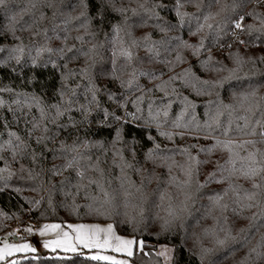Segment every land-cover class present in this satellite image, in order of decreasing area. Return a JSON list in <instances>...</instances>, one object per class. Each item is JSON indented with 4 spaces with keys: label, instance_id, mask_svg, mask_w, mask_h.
<instances>
[{
    "label": "snow or ice",
    "instance_id": "6c2138e0",
    "mask_svg": "<svg viewBox=\"0 0 264 264\" xmlns=\"http://www.w3.org/2000/svg\"><path fill=\"white\" fill-rule=\"evenodd\" d=\"M13 0H0V13H3L7 23L0 30V37H11L13 43L0 44V53L5 54L0 59V68H10L12 73H21L20 78L26 79L27 84L39 85L43 90L49 80L58 78L57 84L53 86V95L58 96V101L47 106L48 109H54V115L50 111H46L42 99L35 92L33 93H16V96H24L23 105L31 108L33 105L40 113V121H34L32 127L28 131V136L32 137L34 131H39L40 135L35 137L37 145H44L46 142H55L61 136V129L66 135L78 133L82 126H90L93 114L102 116L96 120V124L102 128H108L112 139L109 147L115 149L114 155H119L122 162L117 167L121 168V174L125 175L124 169H135V172L141 176L140 186H136L139 193L138 203H131L128 199L131 193L124 187L123 181L120 185V193L124 196L123 207L126 210L124 216L127 223L139 224L145 219L148 212L146 205L148 204V196L143 191L144 182L151 184L153 179L160 181L161 177L157 175L155 169L161 168L167 171L166 183L172 185L177 190L175 201L171 195L167 196L168 204L164 209L165 215L156 214L155 219L159 223L161 233H172L177 230L186 228V221L192 217L194 212H198L197 204L202 200H207L208 204L204 206V216H210L212 212L218 211L223 214L229 209L237 215L245 209L255 208L256 211L248 217L250 227L252 223L259 220L261 226H264V95L259 94V89L264 84H254L249 81L246 85L241 83V78L236 76L238 68L243 65L245 57L239 51L229 54V59L235 65L233 68H225L223 65L214 71L224 72L228 75L221 76L216 79H202L194 70L192 65L182 70L178 75H173L167 81H160L163 71L157 74V69L144 68L145 63L164 65L169 71L170 66H175L178 62H184L181 55L182 49H190L192 54L198 58V67L201 71L208 68L209 61L212 60L211 55L207 60H199L200 50L205 47V40L210 39L212 43H217L224 37H230L235 43L241 46L255 45L257 42L264 43V0H232L229 3H221V0H175L173 10L175 12L176 22L165 19L161 15V11L166 5L163 0H79V13L72 19L79 21V29H83L82 35H77L75 40L80 46L67 43L69 37L65 34L63 39L59 34V26L53 24L51 29H41V21L46 19L45 12L41 7L53 9L52 19L56 17V5L54 0H29V7H25L20 12L12 10ZM191 5L196 9L195 12L189 13L181 11L186 5ZM27 15L28 19H24ZM251 20L252 23H246ZM67 21H65L66 23ZM195 23L193 31L192 24ZM188 25V35L196 36L200 33L199 41L196 44L189 43L179 34L185 25ZM138 29H151L152 31L144 32L141 36H136ZM30 32L32 40L29 44H25L23 37L17 35V32ZM49 32L51 34H49ZM158 33L159 38L154 39V34ZM43 35V43H37L36 37ZM104 36L103 42L93 43V40L99 35ZM246 38H241V36ZM90 38V39H86ZM52 41H60L59 46L53 47ZM107 45V48H105ZM224 45L221 44V47ZM229 48L231 44L227 45ZM109 51L110 57L105 60L101 50ZM144 51V56L139 55L140 51ZM175 53V59H169L172 53ZM81 67H68L69 63L80 62ZM122 61V62H121ZM247 61L255 65L256 60L252 56L247 57ZM259 62L264 64V56L259 58ZM220 64L219 61L216 62ZM27 69V72H25ZM45 71H50L52 75L47 79H42ZM28 73H31L30 75ZM256 73L253 72V75ZM74 84L69 81L74 80ZM127 76V79L124 77ZM264 77V73H261ZM147 78L149 84L152 81H160L148 87L139 84V79ZM85 81L82 85L80 81ZM179 80L181 84L190 89L195 96L203 95L215 96L214 101H209L208 105L215 107H207L205 110L204 125L193 123L195 121V103L187 96H184L182 102L185 107L177 115L173 121L176 128H189L193 126L195 129L201 127L208 130L221 129L222 135L226 139L213 137L214 144L205 149L201 148V152H205L209 156L216 148L226 150L227 158L221 163L219 160L212 161L210 159L198 160L192 156L188 148L181 150L180 154L186 156L184 164H178L170 149H162L161 145L156 142V136L148 134L145 131L150 130L155 125L156 133L159 137H166L173 140L175 135H183V133H173L171 131L161 130V121L159 115L161 107L163 115L167 117L168 108L171 106V100L168 104L162 105L153 111V103L149 97L148 116L142 118L137 115L142 109L139 107L141 101L145 99V93H151L153 88L163 90L173 81ZM236 81V83H229ZM106 82V83H102ZM119 84L121 89L136 88L140 95L131 101L135 111L126 110L128 103L127 97L123 99L116 92L107 89V84ZM227 85V86H226ZM83 87V92L77 89ZM220 89L228 93L229 102L225 103ZM236 89H239L237 91ZM107 91V99L115 105L113 110L102 107L98 100V94ZM12 90L4 86L0 88V92H11ZM175 93V89H173ZM169 93L165 91V96ZM79 95L84 96V102L80 103L77 99ZM90 97V99H89ZM4 100L0 99V106H3ZM13 104L21 105L19 99L12 101ZM11 111V107H9ZM117 110L123 112L118 115ZM192 110L190 118L181 123V118L185 112ZM242 111V115L234 116L236 111ZM79 113L80 119H75L72 115H68L67 124H59L57 121L64 115ZM227 113L228 120L221 125L220 117ZM259 113V116L256 114ZM253 117H256L253 119ZM47 123H44V121ZM143 121L142 124L139 123ZM49 124L55 125L57 131L50 134ZM136 124L141 128L138 135H131L129 125ZM234 125V128H233ZM235 134L240 139L228 138L231 134ZM10 137L15 138L8 140L5 144L0 145V152L7 150L10 152L13 160L17 155L23 156L25 149L30 147L28 141L21 139L15 133L10 132ZM199 137H197L198 139ZM207 139L208 137H204ZM79 136H74L72 143H66L65 139L59 140V148L56 152L63 153L65 163L61 166H53L48 171L52 175H63L65 169H75V175L80 179L84 178V169L81 161H84L88 168H95L100 171L97 163H89L90 156L83 155L79 149L81 144L77 143ZM119 144L120 147L116 148ZM151 145V146H147ZM82 146L87 149L89 147L104 148L103 141H82ZM108 149H104L106 152ZM127 152L131 161L125 159L124 153ZM69 153L71 157L69 158ZM39 155L36 151L31 153L32 162H36ZM54 158H58L55 157ZM142 161V162H141ZM212 164L213 169L207 173L203 182L200 181V165ZM146 165L150 167H146ZM178 167L183 175V179L173 174V168ZM20 171H27V179L35 180L40 177L39 172L31 169H25L21 164ZM41 171H44L41 169ZM7 172V175L4 173ZM195 174V179H194ZM14 173L7 167L0 168V181H3L7 187V181ZM21 176L20 179H24ZM119 179V177H118ZM69 177H64L61 181L63 185ZM245 182L249 187H244ZM94 181L89 180V183ZM224 185L220 189H213L212 194L208 195L204 190L209 185ZM129 187H133V182L128 181ZM100 186L99 184L97 185ZM75 187L79 190L82 185L77 183ZM19 190V189H17ZM35 191L36 189H32ZM63 192V188H61ZM117 190H113L112 194L104 192V203L100 207L93 208L91 204L85 207L88 210L95 211L98 214H112L116 212L118 207L117 199L120 194ZM231 194V195H230ZM160 199H165V193L160 194ZM230 200L231 203L227 201ZM37 204L40 201H36ZM52 200L49 197V204ZM104 205H107L105 207ZM78 207V206H77ZM156 207H159L157 205ZM226 220L227 217L225 216ZM66 231L59 223H46L39 228V235L44 237L47 233L53 232L54 239L43 240V247L50 248L53 251L61 249L64 252H78L79 249L92 250H111L112 252L122 253L127 257H132L134 247L138 244L143 250L144 241L137 242L134 238H125L117 235L113 231V224L101 227L99 224L69 223ZM31 233V227L25 229ZM205 233L208 229L204 230ZM244 232L245 229H240ZM159 235V233H158ZM236 237L232 236L230 231L224 233L223 237L215 236L214 243L219 248H228L230 242L235 241ZM163 250L157 255L163 256L166 261H173L176 249L162 246ZM215 249L202 248L199 254L201 264ZM31 251L35 252L36 248L31 244H7L0 246V261L4 264H15L7 258L13 253H21ZM83 255L84 253H80ZM148 255V253H145ZM35 258V257H33ZM91 260L107 261L109 264H130L129 260L116 259L110 255H92ZM175 264H179L176 260ZM209 264H214L209 261ZM241 264H264V234L256 245L249 248Z\"/></svg>",
    "mask_w": 264,
    "mask_h": 264
},
{
    "label": "trees",
    "instance_id": "16d2710c",
    "mask_svg": "<svg viewBox=\"0 0 264 264\" xmlns=\"http://www.w3.org/2000/svg\"><path fill=\"white\" fill-rule=\"evenodd\" d=\"M125 3L128 0H124ZM232 0H221V3H231ZM166 5L165 9L161 11V15L167 19L176 22L175 12L173 10L175 0H163ZM56 5V17L53 20V9H48L41 7V10L45 12L46 19L41 21V29L47 28L51 29L53 24L59 26L58 31L63 39L66 34L69 39L67 43L69 45L75 44L77 47L80 46L79 42L75 40L77 35L83 34V29H79V21L72 19V17L78 15L79 13V0H54ZM12 10L15 12H20L25 7H29V0H13ZM264 11V8L259 9ZM184 12H195L196 9L190 4L186 5L181 9ZM24 19H28L25 15ZM65 21H67L65 23ZM253 21L248 20L246 23H252ZM7 23V20L3 13H0V30H2L3 25ZM193 31L195 29V23L192 24ZM152 31L151 29H138L135 32L136 36H141L144 32ZM49 34H51L49 32ZM183 39L189 41V43L196 44L199 41V36L203 35L200 33L196 36L188 35V25H185L184 30L179 33ZM17 35L23 37L25 44H29L32 40L30 32H17ZM154 39L159 38V34L156 33L153 36ZM241 38H246L243 35ZM37 43H43V35L37 36ZM90 39V38H86ZM104 36L99 35L93 43L103 42ZM13 43L11 37H0V44H11ZM52 46H59L60 41H52ZM224 46L222 48H217V46ZM227 44H231L232 47H225ZM107 48V45H105ZM239 51L242 56L245 57V63L241 65L236 76L241 78V83L247 84L251 81L254 84H264V77L261 73H264V64L259 62V58L264 56V43H259L255 45L241 46L231 40L230 37H224L220 42L212 43L210 39L205 40V47L200 50L199 60H207L208 56L211 55L212 60L209 61L208 68L205 71H201L198 67V58L192 54L190 49H182L181 55L185 58L184 62H178L175 66H170L171 71L165 68L161 64H147L143 65L144 68L157 69V74L163 71V75L160 77V81H167L170 76L178 75L183 69L192 65L194 70L197 72L202 79H216L221 76H226L228 73L226 71H214L213 69H219L221 65L225 68H233L235 65L229 59L230 53H235ZM102 55L105 60L110 57V50H101ZM5 54L0 53V59L3 58ZM139 55L144 56V51L141 50ZM252 56L256 63L253 65L251 62L247 61V57ZM169 59H175V53L173 52ZM219 61L220 64L216 62ZM122 62V61H121ZM83 64L82 60L80 62L69 63L68 67L78 68ZM27 72V69H25ZM253 72L256 74L253 75ZM29 75L31 73H28ZM21 73H12L10 68H0V88L7 86L12 91L11 92H0V99L4 100L3 106H0V145L5 144L8 140H13L15 143V138L10 137L9 133L13 132L21 139L28 141L30 147L25 149L23 156L17 155L15 160H13L11 154L7 150L0 152V168H9L14 175L7 181V187L3 181H0V236L9 230L10 224L14 219H18L23 225L26 223L39 224V223H49V222H60L67 223L73 221H110L113 223L117 233L122 235H131L136 239L144 241V248L140 251H134L135 254L130 257V264H175L178 260L179 264H201L199 254L202 248H212L215 249L207 257H205L203 264H209V261H213L214 264H241L242 259L247 253L248 249L255 246L257 241L260 240L261 235L264 234V226H261L259 220L252 223L250 227V221L248 217L251 216L253 212L256 211L255 208L245 209L240 212L239 215L233 213L231 209L227 212L221 214L218 211H213L210 216H204V206L208 204V201L202 200L197 204L198 212H194L192 217H189L186 221V228L184 230H177L172 233H161L159 229V221L155 219L156 214L159 213L160 216L165 215L164 209L168 204L167 196L171 195L175 201L177 196V190L166 183L167 171L165 169L156 168L155 171L157 175L161 177L160 181L153 179L151 184L147 181L144 182L143 191L148 196V212L145 214V219L138 225L135 223H127V218L124 216L126 211L123 207L124 196L120 193V185L123 181L124 187L131 193L128 197L131 203H138L139 193L136 191V186L141 184V176L135 172V169H124L125 175L121 174V168L117 165L122 166L119 155H114L115 149L109 147V142L112 139V134H110L108 128L99 127L96 124L97 119H101L102 116L93 114L90 117L92 124L90 126H82L78 133H73L72 135H66L61 129V136L57 138L55 142H46V147L44 145H37L35 142V137L40 135V132L34 131L32 137L28 136V131L32 127L34 121H40V113L36 110L35 106L28 108L23 105L24 96H16V93H33L35 92L42 99L43 105L46 111H50L53 115L55 110L48 109L47 106L56 103L58 101V96L53 95V86L57 84L58 78H53L49 80L45 89H41L39 85L27 84L26 79L20 78ZM52 73L50 71H45L42 79H47ZM127 79V76L124 77ZM76 80H80L77 76L74 80L69 81L70 84H74ZM160 81H152L149 84L147 78L141 77L138 81L139 84L152 87ZM83 85L85 81H80ZM106 83V82H102ZM229 83H236V81H231ZM227 86V85H226ZM107 89L116 92L121 99L127 97L128 103L126 104V110L135 111L131 101L140 95V92L136 88H124L121 89L119 84H107ZM175 89V93H173ZM239 91V89H236ZM78 92H83V87L77 89ZM165 91L169 94L165 96ZM222 97L225 99V103L229 102L228 93L223 89H220ZM259 94L264 95V87L259 89ZM187 96L189 100L193 101L196 105L195 107V123H199L201 126L204 125L206 119L204 113L207 107H215V105H208L209 101H214L215 96L203 95L200 97L195 96L190 89L184 87L179 80L173 81L170 85H167L163 90H157L153 88L151 93H145V99L140 102L139 107L142 109L137 115L142 118L148 116V103L149 97L153 103V111L162 105L168 104L171 100V106L168 108V115L165 117L163 115V108L161 107V113L159 115V120L161 121L162 131H171L173 133H183V135H175L173 140H168L166 137H159L156 133L155 125L151 127L150 130L145 131V137L148 134L156 136V142L161 145L162 149H170V155H174L175 160L178 164H184L186 162V156L181 155L180 152L184 148H188L189 153L196 157L198 160L210 159L212 161L219 160L221 163L227 158L226 150H221L216 148L212 154L209 156L205 152H201V148H209L214 144L213 137H217L221 140L226 139L222 133L221 129L208 130L203 127L200 129H195L193 126L189 128H176L173 126V121L176 120L177 115L185 107L182 99ZM19 99L22 104L16 105L12 101ZM77 99L80 103L84 102V96L79 95ZM90 99V97H89ZM98 100L102 107H107L109 110H113L115 105L108 101L107 91L102 90L98 94ZM11 107V111L9 110ZM192 110L185 112L184 116L181 118V123L186 122L190 118V113ZM118 115H123V112L117 110ZM242 111L238 110L234 113V116L242 115ZM68 115H72L75 119L79 120V113L73 111L72 113L62 116L57 123L67 124ZM259 116V113L256 114ZM256 117H253L255 119ZM228 120L227 113L220 117L221 125L225 124ZM142 120L139 122L142 124ZM44 123H47L45 120ZM50 134L57 131L55 125L49 124ZM234 128V125H233ZM129 132L131 135H138L141 132V128L137 127L136 124L129 125ZM79 136L77 140L78 144H81L79 151L85 155L90 156L91 160L89 163H97V157H99L98 166L100 171L95 168H88L84 161H81V166L84 169V178L80 179L75 175V169H65L63 175H52L48 170L54 165L61 166L65 163L64 154L56 152L55 149L59 148V140L65 139L66 143L71 144L74 136ZM197 137H199L197 139ZM204 137H208L205 139ZM232 139H240L234 133L230 135ZM89 141H103L104 148L89 147L85 149L82 146L83 140ZM151 146V145H147ZM120 145L117 144L116 148ZM108 149L106 152L104 149ZM36 151L39 155L36 158V162L33 163L31 159V153ZM69 158L71 153L68 154ZM58 157V158H54ZM125 159L129 162L131 161L130 155L125 152ZM142 162V161H141ZM24 165L25 169H31L34 172H39L41 175L35 180L27 179V171L21 172L20 166ZM146 167H150L146 165ZM200 175L199 179L203 182L204 177L209 171L213 169L212 164L200 165ZM43 169L44 171H41ZM173 174L178 178L183 179V175L178 167L173 168ZM7 175V172L4 173ZM24 176V179H20ZM64 177H69L63 185L61 181ZM119 177V179H118ZM194 174V179H195ZM89 180L94 181L89 183ZM133 182V187H129L128 181ZM77 183H80L82 187L79 190L75 187ZM244 187H249L245 182ZM100 185L99 187L97 185ZM224 185L211 184L204 191L208 194H212L213 189H220ZM63 188V192H61ZM19 189V190H17ZM32 189H36L33 191ZM113 190H117V209L115 213L112 214H98L95 211H89L86 205L91 204L93 208L100 207L104 203V192L109 194L113 193ZM165 193V199L162 201L160 199V194ZM231 195V194H230ZM49 197H51L52 203L49 204ZM36 201H40L39 204ZM231 203L230 200L227 201ZM159 205V207H156ZM78 206V207H77ZM107 207V205H104ZM227 217L225 220L224 217ZM205 229L208 232L205 233ZM240 229H245L241 232ZM230 231L231 235L236 237L235 241L230 242L228 248H219L214 243L215 236L223 237L224 233ZM159 233V235H158ZM156 244H167L176 249L173 261L168 263L164 262L161 256L157 255L155 251ZM83 251H78L71 254H62L58 252L50 253H40V254H28L22 256L15 261V264H109V262L91 260L89 256ZM148 253V255H145ZM35 257V258H33Z\"/></svg>",
    "mask_w": 264,
    "mask_h": 264
},
{
    "label": "rangeland",
    "instance_id": "374dc122",
    "mask_svg": "<svg viewBox=\"0 0 264 264\" xmlns=\"http://www.w3.org/2000/svg\"><path fill=\"white\" fill-rule=\"evenodd\" d=\"M50 223H59L62 225V227L68 231L67 229V224L69 223H84V224H99L101 227H106L108 224H113L110 221H73V222H67V223H60V222H49ZM46 223H39L36 225L30 224V223H26L23 227H24V231H26L25 229L31 227L33 230V227L36 226V229L33 230L31 233L27 232L30 237L32 238V240H34L33 242H35L34 244H31L33 247L36 248L35 252H31V251H26V252H21V253H13V255L11 257H8L7 259L10 261H14L22 256L28 255V254H40V253H50V252H58V253H62V254H71L73 252H64L61 249H57L56 251H53L50 248H44L43 247V240L45 239H54L55 238V234L53 232H49L47 233L44 237H41L39 235V228L44 225ZM11 229V227L9 228V230ZM113 231L120 236H124L125 238H134L137 242L140 241V239H136L135 237L131 236V235H122L117 233L115 227H113ZM16 236V231L14 230H10L7 233H5L4 235H2L0 237V246H3L5 243L7 244H23V243H27V242H22L20 241V239L15 240L14 237ZM167 246L168 248H173L170 245L167 244H156L155 246V251L157 253L161 252L163 250L162 246ZM144 248V247H143ZM140 247L137 244L134 247V251H140ZM78 251H83L84 253H86L87 256L91 257L92 255H110L115 257L116 259H125V260H129L130 258L127 257L126 255L122 254V253H117V252H112L111 250H92L89 251L88 249H79ZM162 260L166 263L170 262V261H166L165 258L163 256H161ZM103 261V260H100ZM103 262H107V261H103ZM0 264H4L3 261H0Z\"/></svg>",
    "mask_w": 264,
    "mask_h": 264
},
{
    "label": "built area",
    "instance_id": "2783aa9c",
    "mask_svg": "<svg viewBox=\"0 0 264 264\" xmlns=\"http://www.w3.org/2000/svg\"><path fill=\"white\" fill-rule=\"evenodd\" d=\"M232 40V39H231ZM233 41V40H232ZM228 45V44H227ZM225 46V47H228V46ZM217 48H222L221 46H217ZM33 225H36V224H33ZM24 225L22 224V222L20 221V220H18V219H14L12 222H11V224H10V227L11 228H17V229H20L19 230V238H20V240L21 241H23V242H27L28 244H34V242H33V240H32V238L30 237V235L26 232V231H24V230H22V227H23ZM36 229V226H34L33 227V230H35Z\"/></svg>",
    "mask_w": 264,
    "mask_h": 264
},
{
    "label": "crops",
    "instance_id": "0c3cea01",
    "mask_svg": "<svg viewBox=\"0 0 264 264\" xmlns=\"http://www.w3.org/2000/svg\"><path fill=\"white\" fill-rule=\"evenodd\" d=\"M10 230H14V231H16V236L14 237L15 240L20 239V238H19V230H20V229H17V228H11ZM10 230H8V231H10ZM22 230H24V227H22ZM8 231H6L5 233H7ZM5 233H4V234H5ZM4 234H3V235H4ZM1 236H2V235H1ZM1 236H0V237H1ZM20 241H21V240H20ZM33 241H34V240H33ZM22 242H23V241H22ZM34 243H35V242H34Z\"/></svg>",
    "mask_w": 264,
    "mask_h": 264
}]
</instances>
